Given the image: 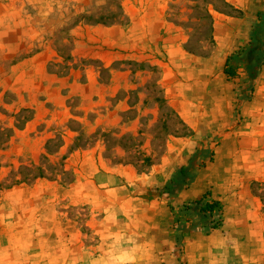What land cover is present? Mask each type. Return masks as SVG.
<instances>
[{
  "label": "crops",
  "instance_id": "0c3cea01",
  "mask_svg": "<svg viewBox=\"0 0 264 264\" xmlns=\"http://www.w3.org/2000/svg\"><path fill=\"white\" fill-rule=\"evenodd\" d=\"M228 2L238 15L214 17L216 48L211 56L185 51L178 33L166 38V88L191 134L169 140L160 162L146 172L113 164L99 144L67 149L64 143L57 154L74 171L68 187L61 177L44 175L34 183L44 187L41 191L29 190L20 180L1 195L0 264H179L180 247L185 264H264V212L250 189L252 181H264V58L255 74L251 69L254 57L264 56V0ZM231 56L239 61L235 77L225 73ZM51 100L59 112L54 117L62 121L70 113ZM85 100L86 115L101 105ZM45 102L27 104L40 113ZM124 102L109 110L112 116L119 106L126 110ZM107 118L101 114L94 122L103 127ZM70 133L76 141L78 132ZM25 135L39 144L51 138L44 132ZM23 142L18 152L28 149L29 154L28 138ZM32 151L29 156L36 163L29 165L39 166L43 149ZM182 169L187 176L177 183ZM171 184L173 192L167 190ZM206 193L221 202L225 216L223 225L208 234L196 230L195 214L182 209ZM67 207L87 213L96 244L86 242L87 234L69 217ZM182 214L186 229L178 220Z\"/></svg>",
  "mask_w": 264,
  "mask_h": 264
},
{
  "label": "rangeland",
  "instance_id": "374dc122",
  "mask_svg": "<svg viewBox=\"0 0 264 264\" xmlns=\"http://www.w3.org/2000/svg\"><path fill=\"white\" fill-rule=\"evenodd\" d=\"M217 15L236 16L238 11L228 0H0V177L5 179L0 198L20 180H26L29 190L41 191L43 186L34 185L40 174L61 177L68 187L74 171L57 154L64 143L67 149L99 144L113 164H131L139 171L159 163L169 140L192 131L166 88L167 37L178 33L185 51L211 56L216 48L211 22ZM230 62L239 63L235 58ZM85 98L101 105L86 115ZM51 99L70 113L62 121L54 117L59 112ZM32 100L46 101L40 113L36 105L27 104ZM120 101H126V110L119 106L120 112L112 116L109 110ZM101 114L108 116L103 127L94 122ZM72 130L79 134L76 141L71 140ZM25 132H44L51 138L39 144ZM27 138L30 155L43 149L39 166L29 165L36 162L28 149L18 152ZM250 189L264 212V181H252ZM210 198L219 203L213 212L207 211L205 219L195 215L191 223L205 234L225 220L221 202ZM65 209L87 234L86 242L96 244L87 213ZM186 219L183 214L178 218L187 227ZM180 253L179 264H185L181 247Z\"/></svg>",
  "mask_w": 264,
  "mask_h": 264
},
{
  "label": "trees",
  "instance_id": "16d2710c",
  "mask_svg": "<svg viewBox=\"0 0 264 264\" xmlns=\"http://www.w3.org/2000/svg\"><path fill=\"white\" fill-rule=\"evenodd\" d=\"M211 28H214V21L211 22ZM260 33H261V30H257V33H255V35L257 34L258 36H260ZM256 43L259 46H261L263 44L259 37L256 38ZM200 56L208 57V55H200ZM234 58H235V56L229 57L228 60H227V63H226L225 73L229 77H235L236 76V72L234 70V66H232L231 62H230ZM263 58H264V56L254 57V60H256V64L255 65L254 64L251 65V69L253 70V72H252L253 74H255V72H256L255 70L258 68L257 66L259 65V61L261 59H263ZM245 59H247V58L245 57L244 59H242V61H245ZM245 62H247V60ZM43 176H44V174H40L37 177H43ZM186 176H187L186 170L182 169L179 177L176 178L175 182L177 181V183H179V182L184 181ZM22 181H26V180H21L20 182H22ZM173 186L174 185H172V184L169 185L167 187V190H169V192L175 191L174 190L175 188ZM218 204H219L218 201L212 200L210 198V195L208 193H206L200 199L193 200V201H190V202L186 203L184 207H185L186 211H191L193 214L199 215L198 217L200 219H205V217H207V215H204V214H206L207 211H209V213H212L213 209ZM211 226H212V229H215V228H218L220 226V223H215V224H212Z\"/></svg>",
  "mask_w": 264,
  "mask_h": 264
}]
</instances>
